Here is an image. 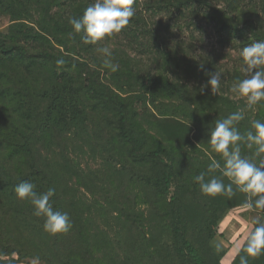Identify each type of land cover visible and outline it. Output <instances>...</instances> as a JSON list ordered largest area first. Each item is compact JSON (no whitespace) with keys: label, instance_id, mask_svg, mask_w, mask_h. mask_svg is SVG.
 I'll return each mask as SVG.
<instances>
[{"label":"rangeland","instance_id":"1","mask_svg":"<svg viewBox=\"0 0 264 264\" xmlns=\"http://www.w3.org/2000/svg\"><path fill=\"white\" fill-rule=\"evenodd\" d=\"M229 1L134 0L129 24L106 41L119 64L113 73L102 67L98 45L69 35V18L81 16L94 0H0V177L15 182L35 169L45 172L60 212L70 217L62 247L73 251L75 264H184L176 252L171 195L159 194L149 166L128 157L117 113L88 91L87 78L96 90L126 101L142 151L157 144L169 149L177 173L171 194L181 188L186 236L203 259L219 264L226 251L243 246L246 221L254 215L241 207L246 194L205 196L193 180L213 158L220 160L208 143L209 129L246 107L230 91L243 77L240 49L264 41V0H238L234 9ZM216 10L231 25L246 27V37H227ZM1 41L6 48L22 45L25 52H5ZM46 53L73 66L57 67L41 56ZM212 71L221 73L215 94L210 87L201 90ZM146 79L168 83L176 96L151 85L144 89ZM216 99L222 101L213 106ZM255 120L264 121V102L246 110L240 131ZM224 214L233 221L231 236L221 232ZM26 237L29 245L52 242L42 235ZM249 264H264V255Z\"/></svg>","mask_w":264,"mask_h":264},{"label":"clouds","instance_id":"2","mask_svg":"<svg viewBox=\"0 0 264 264\" xmlns=\"http://www.w3.org/2000/svg\"><path fill=\"white\" fill-rule=\"evenodd\" d=\"M133 4L134 0H94L81 16H72L68 20L73 29L69 35H80L84 45H98L95 51L103 58L102 67L113 73L119 70V64L114 62L113 51L106 41L129 24L135 15ZM239 55L243 62L240 69L243 77L233 83L230 91L238 98H244L246 107L217 119L214 127L209 129L208 143L220 155V160L213 158L207 170L201 171L193 180L205 196L232 198L236 191L246 194L241 207L254 215H250L246 221L247 236L243 246L237 249V254L243 252V255H239V264H249L250 259L264 255V121H252L250 129L244 132L240 131L238 125L245 119L247 109L264 102V41L258 40L244 46ZM65 63L63 57L56 60L57 67ZM200 67L203 68V64ZM206 75L207 84L201 90L210 87L215 94L221 88V73L212 71ZM245 147L254 149L258 161L242 155ZM216 172L219 175H212ZM225 178L228 183H225ZM35 188L32 182H21L15 188L16 197L30 201L33 214L44 218L45 232L51 235L69 232L72 224L68 213L54 210L51 203L56 194L55 188L50 187L42 194H37ZM215 248L221 251L222 242L216 243ZM30 264H41L40 257L31 258Z\"/></svg>","mask_w":264,"mask_h":264},{"label":"trees","instance_id":"3","mask_svg":"<svg viewBox=\"0 0 264 264\" xmlns=\"http://www.w3.org/2000/svg\"><path fill=\"white\" fill-rule=\"evenodd\" d=\"M13 1L20 2L21 0ZM237 3L238 0L229 1L228 8H236ZM224 16V13L221 11H215V19L222 28V31L227 33V37L231 39L243 40L247 35L246 27L231 25L226 22ZM253 34L258 39L262 38L256 31ZM1 48L5 52H11L13 50L25 52V47L22 45L6 48L4 41H1ZM41 56L54 62L60 58L48 53L41 54ZM64 60L66 61L64 65L73 66V63L66 59ZM85 67L86 65L83 63L81 70L84 71ZM147 81L149 83L143 85L144 89L150 88L151 85L154 91H159L161 94L170 95L171 97L176 96L168 83L152 79H148ZM86 87L95 98L109 105L117 113L118 136L122 142L128 145V157L135 163L149 166L152 174L151 183L159 194L164 196L171 195L169 203L172 220L171 225L176 239V252L179 257L183 259L184 264H208L201 256L198 248L186 236L185 216L181 204V188L176 187L177 189L171 194V189L177 180V173L174 166V158L169 149L157 144L150 150L142 151V143L131 127L129 106L126 101L96 90L90 78L86 79ZM221 101L222 99H216V101L212 102V105H219ZM247 129L249 127L245 128V130ZM251 153H254L253 149L250 150L246 147L242 149V155L249 156ZM252 159L258 161L259 158L253 155ZM35 172L34 175H27L21 178V180L16 179L15 182L11 181V179L6 181L0 177V264L25 263V260L35 256H39L40 261L46 264H75L73 251L63 249L62 247V237L64 238L66 233L51 235L45 232L43 230L44 218L36 217L33 214L34 209L30 201H22L16 197L14 188L21 182L30 180L29 182L35 184L39 189L37 194L45 193L50 187L52 188V181L46 176L45 172L42 171V173L36 169ZM225 181H227L226 178ZM236 192L238 193L239 191ZM51 203L54 210L60 211L56 194L51 199ZM225 216L224 214L222 219ZM19 233L22 236L23 234H33L36 237L41 235L46 236L47 238H51L52 242L50 241L47 246L41 243L29 245V238L26 237V241H24L22 236H18ZM239 255H243V252H240ZM239 255L235 257L232 264H239Z\"/></svg>","mask_w":264,"mask_h":264},{"label":"crops","instance_id":"4","mask_svg":"<svg viewBox=\"0 0 264 264\" xmlns=\"http://www.w3.org/2000/svg\"><path fill=\"white\" fill-rule=\"evenodd\" d=\"M230 217L229 216H226L225 218H224V220L221 222V229H222V234L223 235H225V236H227V235H229V236H231V234H233V233H235L234 231H232V227H233V221L231 220V219H229ZM228 220V221H227ZM228 222L227 223V228H228V230L227 231H224L223 230V224H226V222ZM237 224H239L238 223V221H235V223H234V225H237ZM228 232V233H227ZM229 238V237H228ZM241 242H242V240H240ZM244 244V243H243ZM242 244V245H243ZM240 247V243L238 244V245H236L235 246V248L234 249H231V250H229V251H226L225 252V255L223 256V258H222V260H221V264H226L225 262H227L226 260H227V258L229 257V256H231L232 257V261L230 260L229 262H227V264H232L233 263V261H234V259H235V257H236V255H237V249ZM233 253V254H232Z\"/></svg>","mask_w":264,"mask_h":264},{"label":"bare ground","instance_id":"5","mask_svg":"<svg viewBox=\"0 0 264 264\" xmlns=\"http://www.w3.org/2000/svg\"><path fill=\"white\" fill-rule=\"evenodd\" d=\"M227 221H228V220H227ZM225 222H226V221H225ZM227 223H228V222H226V224H223V226H222L224 231H227V230H228V228H227ZM227 233H228V232H227ZM232 254H233V253H232ZM231 259H232V257L229 256V257L227 258L226 261L229 262ZM231 261H232V260H231ZM227 262H225V263L227 264Z\"/></svg>","mask_w":264,"mask_h":264}]
</instances>
